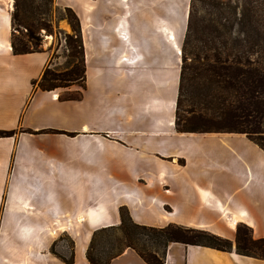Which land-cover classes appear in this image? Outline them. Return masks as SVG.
Masks as SVG:
<instances>
[{"label":"crops","instance_id":"crops-1","mask_svg":"<svg viewBox=\"0 0 264 264\" xmlns=\"http://www.w3.org/2000/svg\"><path fill=\"white\" fill-rule=\"evenodd\" d=\"M191 0H55L82 24L86 89L60 101L39 81L48 49L15 54L14 0H0V264H89L96 229L176 223L231 251L170 243L165 264H264L235 251L244 224L264 237V150L246 134L178 132L176 102ZM64 120L47 126L43 114ZM41 116V119H40ZM110 264H147L127 248Z\"/></svg>","mask_w":264,"mask_h":264},{"label":"trees","instance_id":"trees-1","mask_svg":"<svg viewBox=\"0 0 264 264\" xmlns=\"http://www.w3.org/2000/svg\"><path fill=\"white\" fill-rule=\"evenodd\" d=\"M39 1V2H38ZM54 0H14L12 45L15 54L40 51L41 16ZM63 10L73 34L66 36L68 63L62 70L47 66L33 84L43 91L86 88L85 47L80 19L70 7ZM24 37H17L15 30ZM28 37V39H25ZM31 42L32 46L28 44ZM77 93V94H76ZM61 100H79L80 91ZM178 132L243 133L264 150V0H191L182 45L180 83L176 102ZM15 130H0L11 136ZM121 223L96 229L86 252L89 264H110L125 249L135 250L147 264H165L170 243L231 251L233 242L204 229L170 223L155 227L135 222L125 206ZM53 252L56 253L53 247ZM238 254L264 259V237L250 227L236 231ZM57 254V253H56ZM67 264L74 263L59 255Z\"/></svg>","mask_w":264,"mask_h":264},{"label":"rangeland","instance_id":"rangeland-1","mask_svg":"<svg viewBox=\"0 0 264 264\" xmlns=\"http://www.w3.org/2000/svg\"><path fill=\"white\" fill-rule=\"evenodd\" d=\"M63 8L64 7H59L58 5H56L54 0L49 5V9H47V12L43 13L41 16V22H43L44 25L43 28L38 29L36 31V35H38V37L40 38L37 49L38 50L48 49L51 54V60L48 66H50L52 69H58V70L64 69L68 63L69 50L67 48L65 39L67 35L73 34L72 26L69 23L67 14L63 10ZM22 31H23L22 34H19V31L16 29L15 30L16 36L24 37V34L26 33V29L22 28ZM81 31H82V24H81ZM49 36L51 37V40L48 39ZM25 39H28V37H25ZM28 44L32 46L31 42H28ZM85 89H83L79 85H73L70 88H66V89L59 88L54 91L57 94H59V97L60 96L65 97L68 96L70 92L75 94L76 91L78 90L82 93V97H81L82 99L84 96ZM59 100L68 101V100H61L60 98ZM41 116L40 119L47 126L56 127V125H60L64 122L63 119L58 118L57 116H54L52 114L47 113ZM55 251L65 259H69L72 252V240L67 233H63L60 236L59 242H57V246L55 247Z\"/></svg>","mask_w":264,"mask_h":264},{"label":"bare ground","instance_id":"bare-ground-1","mask_svg":"<svg viewBox=\"0 0 264 264\" xmlns=\"http://www.w3.org/2000/svg\"><path fill=\"white\" fill-rule=\"evenodd\" d=\"M10 1H13V0H10ZM48 39L51 40V37L49 36Z\"/></svg>","mask_w":264,"mask_h":264}]
</instances>
